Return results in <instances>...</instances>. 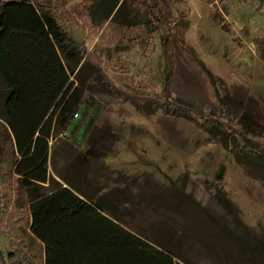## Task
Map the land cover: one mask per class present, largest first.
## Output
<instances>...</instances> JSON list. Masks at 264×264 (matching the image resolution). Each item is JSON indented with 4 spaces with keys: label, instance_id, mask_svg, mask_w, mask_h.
<instances>
[{
    "label": "rangeland",
    "instance_id": "374dc122",
    "mask_svg": "<svg viewBox=\"0 0 264 264\" xmlns=\"http://www.w3.org/2000/svg\"><path fill=\"white\" fill-rule=\"evenodd\" d=\"M33 1L48 5L80 50L99 57L105 73L87 80L78 114L50 138L48 177L67 185L63 165L79 156L101 192L119 189L124 225L171 251L178 264H264V166L230 149L234 134L244 131L236 116L246 109L247 134L264 149V0H176L169 8L184 30L168 46L167 26L152 34L124 27L112 44L99 38L84 0ZM214 88L238 112L228 122L227 147L162 106L180 99L218 115L223 108ZM26 197L22 185L0 179L6 264L44 262L43 245L28 236ZM10 216L23 229L19 239L5 226ZM9 251L15 257L8 261Z\"/></svg>",
    "mask_w": 264,
    "mask_h": 264
},
{
    "label": "trees",
    "instance_id": "16d2710c",
    "mask_svg": "<svg viewBox=\"0 0 264 264\" xmlns=\"http://www.w3.org/2000/svg\"><path fill=\"white\" fill-rule=\"evenodd\" d=\"M175 1L84 0V11L100 31L99 38L106 36L112 44L120 41L124 27H142L152 34L158 26H167L168 46L172 36L181 38L184 30L169 8ZM92 56L80 50L48 5L0 1V179H13L25 188L28 236L43 245V264H178L171 251L124 225L119 189L101 192L79 156L67 157L63 165L60 177L67 185L48 177L50 138L78 113L87 80L105 77L99 57L95 61ZM199 64L216 86L217 78ZM214 92L223 108L218 115L180 99L165 100L162 106L167 114L182 116L219 137L227 147L233 127L228 122L238 112L227 108V96L216 88ZM236 117L244 131L234 134L231 152L264 166V149L247 134L249 112L242 110ZM219 201L229 207L225 196ZM5 226L13 238L22 237L23 229L11 216ZM6 256L9 261L15 253ZM0 264H6L2 255Z\"/></svg>",
    "mask_w": 264,
    "mask_h": 264
},
{
    "label": "built area",
    "instance_id": "2783aa9c",
    "mask_svg": "<svg viewBox=\"0 0 264 264\" xmlns=\"http://www.w3.org/2000/svg\"><path fill=\"white\" fill-rule=\"evenodd\" d=\"M77 114H78V113L75 112L74 117H76Z\"/></svg>",
    "mask_w": 264,
    "mask_h": 264
}]
</instances>
